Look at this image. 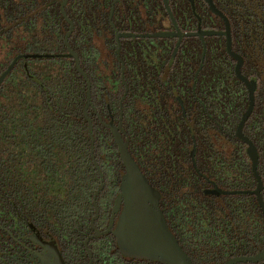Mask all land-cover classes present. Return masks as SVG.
<instances>
[{"label": "flooded vegetation", "instance_id": "af4514ba", "mask_svg": "<svg viewBox=\"0 0 264 264\" xmlns=\"http://www.w3.org/2000/svg\"><path fill=\"white\" fill-rule=\"evenodd\" d=\"M94 1V16H97L101 0ZM114 1L111 2L108 17L114 33V63L111 69H106L104 75L110 81L113 80V92L105 94V108L94 112L102 126L97 125V118L93 120L90 117V109L95 110L96 106L91 98V80L78 54L82 47L88 49L89 45L83 38L79 43L78 40L75 42L78 52L72 47L70 36L74 32V23L69 15L67 14L73 24V31L68 44L65 37V49L54 47L51 48L52 53L31 51L37 45V24L30 22L27 28L19 29L20 46L29 47L31 51L17 56L19 59L16 64L20 67L27 68L29 61L39 60L26 57L32 55H52L46 59L63 55L76 65V60L69 57L70 50L77 55L91 85V104L88 107L90 121L85 116L84 118L89 123L90 138L91 134L93 136L94 156L95 125L98 129H107L112 136L114 169L105 175L95 156L103 174L102 191L106 185L109 188L103 195L102 191L98 195L97 217L93 206L89 226L85 225L79 230H57L53 220H44L46 214L42 213L39 214V219L28 218L18 205L21 196L12 204L11 198L1 196L0 264H107V260L114 259V256L126 258L133 264L159 262L126 256L119 247L116 231L125 207L124 201L118 211L115 209L122 194L121 186L126 168L115 133L113 136L108 128L111 124L150 186L159 192L163 193V188L172 189L171 184L165 185V177L167 174L170 176L172 163H177L180 176L183 161L181 157L187 146L189 152L192 148L191 157L196 169V163H200L201 170L197 174L205 181V193L218 198L224 194L217 195L216 191L248 192L242 194L255 196L251 192L257 189L258 181L248 154V144L236 136L251 104L250 90L240 76L254 84V107L243 127V135L253 143L258 152L257 170L264 185V170L260 169L261 157L264 156V0H210L211 3L209 0H117L112 12ZM60 2L62 6L63 1ZM24 18L27 20L28 16ZM25 20L18 22L20 24ZM87 20L88 18L83 21V26H86L82 27L83 32L89 26ZM95 25L96 23L92 24ZM70 28L69 25V30ZM26 32L29 34H24ZM110 33L107 35L110 36ZM98 35L102 40V34ZM57 50L61 52L57 53ZM84 55L89 63V73L97 75L96 58L89 53ZM166 83L171 85L172 92L165 89ZM133 95L143 98L141 106L140 102L133 99ZM109 96H114V108ZM170 96L175 99V116L172 113L161 116L158 113L163 111L161 109L152 111V107L157 106L162 98ZM86 106L87 103L84 110ZM168 118L173 120L170 122L175 127L172 131L168 126L171 131L169 137L165 134V123L163 124ZM184 126L194 134L190 136V140L184 135ZM171 140L173 145H170ZM172 146L175 147L174 151L171 150ZM170 155L175 158H170ZM245 185L249 188L247 191L233 189L246 187ZM99 186L100 177L95 194ZM263 193L264 189L262 196ZM160 208L162 210L161 205ZM171 233L175 236L172 231ZM92 236L95 238L87 244Z\"/></svg>", "mask_w": 264, "mask_h": 264}, {"label": "trees", "instance_id": "16d2710c", "mask_svg": "<svg viewBox=\"0 0 264 264\" xmlns=\"http://www.w3.org/2000/svg\"><path fill=\"white\" fill-rule=\"evenodd\" d=\"M52 1L57 2L40 10ZM111 2L101 0L97 16H94V0H68L65 7L74 23V32L70 36L72 47L76 49L75 42L78 40L79 43L83 38L89 45L88 49L82 47L81 52L76 51L91 80V98L96 109L91 108L89 113L93 120L97 118L98 126L102 125L94 112L105 108L103 98L113 92L114 86L113 80L104 77L106 69H111L114 63V33L108 19ZM26 16L27 20L0 36V75L21 53H52L48 49L54 47L65 49L69 25L61 13L59 0H0V30ZM86 18L89 26L83 32ZM30 22L39 27L37 45L31 51L18 42L19 29L27 28ZM98 34H102V40ZM85 53L96 58L98 77L89 73ZM28 63L27 68L16 64L0 85V197L11 198L12 204L21 196L18 205L28 218L39 219L42 213L46 214L44 220H53L57 230H79L89 226L94 211L93 197L99 185L91 157L89 123L83 114L87 84L73 60L66 56ZM164 86L172 92L169 83ZM132 97L141 103L140 106L143 104L142 97ZM109 100L114 108V96H109ZM159 102L152 107L153 112L161 109L163 111H158L161 116L169 113L175 116L173 96ZM170 121L173 120L168 118L163 122L168 137L170 130L175 129ZM183 129L185 137L190 140L193 133L185 126ZM93 135L95 156L106 175L114 169V142L107 129H98L95 125ZM173 144L171 140L170 145ZM171 150L174 151L175 147L172 146ZM191 150L189 152L186 146L181 157L180 176L177 163L169 162L172 163L171 173L166 175L165 185L171 184L172 189L163 188L162 193L154 188L160 194L163 213L181 247L192 264H224L231 258L257 253L264 247V214L256 197L239 194L218 198L205 193V181L197 174L201 166L196 163L195 168ZM260 169L264 170V156ZM108 188L106 185L102 195ZM233 189L247 191L249 188ZM106 263L133 264L116 256ZM245 264H264V260Z\"/></svg>", "mask_w": 264, "mask_h": 264}, {"label": "water", "instance_id": "95a60500", "mask_svg": "<svg viewBox=\"0 0 264 264\" xmlns=\"http://www.w3.org/2000/svg\"><path fill=\"white\" fill-rule=\"evenodd\" d=\"M59 1H63L61 6L62 14L63 17L68 22V24L71 26L69 32L66 35V43L68 44V38L73 31V24L70 21L67 13L65 12V4L67 3V0H59ZM116 1L117 0H115L113 3L112 12L114 11V6L116 4ZM56 2L57 1L52 2L45 7H42L40 10L52 6ZM209 2L211 3L210 0ZM212 8L214 7L212 6ZM215 11L218 14H220L217 10ZM23 20H25V18L22 19L21 21ZM19 22L10 25L9 27L1 31L0 34L16 27L19 24ZM26 57H30L33 59L35 58L46 59L52 57V55H32ZM69 57L74 58L76 60V66L78 68V71L87 83L88 102L84 110V116L88 121H90L88 117V107L91 104L90 101L91 85L86 73L82 70L80 66V61L77 55L72 50H70ZM18 59L19 57H16L15 61L0 76V84L11 73ZM240 78L246 83V85L250 90L251 104L240 123L236 136L244 140L248 144V154L252 160L253 172L258 181L257 189L254 192H251V194L257 197L259 206L264 214V198L262 196L264 185L257 170L258 160H259L258 152L255 146L253 145V143L243 135V127L246 123V120L249 118L250 114L252 113L254 107V97H253L254 84L249 83L242 76H240ZM108 128L111 130L113 136L115 133L116 143L119 148L120 156L126 168V175L123 179L121 186L122 194L118 198V202L115 209V211H118L122 201H124L125 207L120 217L119 227L116 231V236L122 253L126 256H130L133 258L162 261L165 264H192L191 259L188 257L187 253L183 250L177 238L171 233L168 227L164 213L160 208V194L152 186H150V184L142 174L136 161L128 151L127 146L124 144L121 137L117 134L116 130H114V125L113 124L108 125ZM90 130H91V126H90ZM91 138H92L91 155L95 164V168L100 177V186L94 196V207L96 209V217H97L98 215L97 198L100 192L102 191V189L104 188V179H103L102 171L100 170L99 165L94 156V140L92 134H91ZM242 193H248V192H223V191L215 192V194L217 195L219 194L233 195V194H242ZM96 217L92 221L93 225L96 220ZM97 234L95 236H97ZM95 236L90 237L87 240V244L92 238H95ZM263 260H264V247L254 255L237 256L229 259L224 264L259 263Z\"/></svg>", "mask_w": 264, "mask_h": 264}, {"label": "rangeland", "instance_id": "374dc122", "mask_svg": "<svg viewBox=\"0 0 264 264\" xmlns=\"http://www.w3.org/2000/svg\"><path fill=\"white\" fill-rule=\"evenodd\" d=\"M49 52H53V51L49 50Z\"/></svg>", "mask_w": 264, "mask_h": 264}]
</instances>
